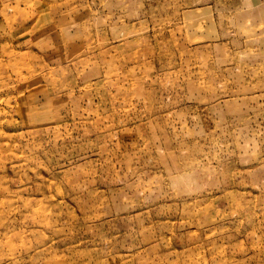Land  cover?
<instances>
[{"label":"rangeland","instance_id":"obj_1","mask_svg":"<svg viewBox=\"0 0 264 264\" xmlns=\"http://www.w3.org/2000/svg\"><path fill=\"white\" fill-rule=\"evenodd\" d=\"M0 264H264V0H0Z\"/></svg>","mask_w":264,"mask_h":264}]
</instances>
